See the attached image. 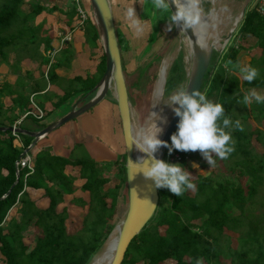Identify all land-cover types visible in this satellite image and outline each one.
<instances>
[{
	"label": "trees",
	"instance_id": "16d2710c",
	"mask_svg": "<svg viewBox=\"0 0 264 264\" xmlns=\"http://www.w3.org/2000/svg\"><path fill=\"white\" fill-rule=\"evenodd\" d=\"M20 5L22 0H5L0 9V30L11 26L16 14L21 12ZM42 10V7L36 6L28 14L36 16ZM118 24L119 21L114 20L115 30ZM238 29L241 33L254 37L257 47L261 50L260 59L258 61L253 59L250 62V66L258 70L257 78L251 83L242 80L236 70L238 51L230 45L226 51L212 54L200 91H206L208 98L222 103L225 113L231 119L246 116L258 122L264 117V104L253 102L246 107L238 101H241L243 95L251 88L264 89V15H259L255 8H248ZM120 32L116 31L119 37H123ZM84 39L90 51L102 50L99 33L91 16H88L85 22ZM117 40L120 50L118 37ZM8 43L9 41L0 40V55L3 54L1 51L3 45ZM120 57L125 72L121 50ZM168 61L167 57L162 61V71ZM57 62L61 63V60ZM104 71L105 58L102 53L95 74L84 80L74 77L72 92L69 94L64 91L62 99L55 106L60 107L72 96L77 98L76 102L81 96L82 103L88 101L93 94L84 100L83 96L94 88ZM138 72L139 77L141 70ZM49 77L52 75L49 74ZM138 77L135 81L126 80L127 88L136 87ZM154 80L152 77L151 86ZM186 81L183 55L179 53L167 72L163 95H169L177 85ZM160 89L161 84L155 93L154 103H157L155 106L160 103ZM149 97L150 89L147 93V98ZM24 102L21 104H25L24 106L15 103V107L25 110L28 97ZM111 103L116 105L113 100ZM12 125V121H9L8 125L0 123L1 127ZM258 131L260 130L250 131L243 128V131L231 132L235 150L227 159L214 157L215 163L224 167V173L234 175V164L231 159L235 157H239L237 162L239 165L243 162L249 163L250 151L254 150L250 137ZM19 137L25 141L24 149L28 148L31 139L21 134ZM13 140L11 133L0 132V264H90L117 227L115 219L119 200L127 201L125 154L120 160L118 157L113 163L98 166L97 163L83 158L69 161L51 155L49 149L44 148L33 155L29 153L33 160L31 174H27L28 171L24 169L17 173L15 163L21 158L23 150L15 146ZM30 151L33 152V148ZM176 153L186 157L189 151L173 150L169 154L166 148L165 158ZM183 163L185 162H181ZM112 164H116L117 173L110 178L104 177V170ZM67 165L79 168V178L85 180L81 190L89 194V201L84 204L87 212L83 217L82 232L72 235L67 232L65 224L67 211L65 209L58 213L56 211L57 206L63 202V196L74 192L75 178L64 173ZM227 166L232 167L230 172ZM112 178L118 182L112 188L106 189L105 186ZM241 179L243 173L239 176V180ZM193 183L195 184L193 197L187 196L186 191L177 197L166 188L158 189L157 209L150 221L129 244L122 264H196L197 260L199 264H223V260L229 264H264V233L261 235L263 238L261 243L248 242L251 227L264 222L261 217L250 218L245 209V204L252 199L246 190L248 182H244L246 184L244 187L229 178L217 182L211 175H200ZM27 188L44 191V196L49 201L47 209L40 210L36 207L28 196ZM233 209L238 211L237 215ZM12 210H15L17 217L11 216L7 220ZM245 220L249 221V224H243ZM244 225H248V228H244ZM30 226L39 230L31 247L24 242L23 236ZM160 228L164 229L163 234L160 233ZM224 231L239 236L237 248L231 247L232 239Z\"/></svg>",
	"mask_w": 264,
	"mask_h": 264
},
{
	"label": "rangeland",
	"instance_id": "374dc122",
	"mask_svg": "<svg viewBox=\"0 0 264 264\" xmlns=\"http://www.w3.org/2000/svg\"><path fill=\"white\" fill-rule=\"evenodd\" d=\"M24 4L20 5V9L23 12L30 11V1L23 0ZM82 1V0H81ZM130 1V2H129ZM36 2V0H35ZM33 1L34 6L36 5ZM116 3H119V24H118V32L122 34L123 37H119L118 33L117 37L120 40V50L122 56V62L125 66V72H123L125 77V82L128 81H135L136 77H138V70H141V74L139 75V79L137 82V86L134 88H127L129 101L131 104V118L134 122V128L137 129L141 127L146 120H148L150 116V109H151V99L154 84L156 83L157 79L160 78V75H163V71L167 64L165 65L163 71L161 70L162 61L167 57L169 60V67L165 72V77L160 82L161 89L159 92V105L155 106L156 109L160 111L162 116L167 115V112L170 107L166 106L165 103H168V97L170 94L174 93L176 90L185 87V83L181 85H177L167 96H164V89L165 86L164 81H166V76L169 68L173 64L174 60L177 58L179 53L183 55V62H184V69L187 73L191 67V58L189 52L187 50L185 43V37L176 30L175 26L169 29L168 22L164 18L169 15L168 12L160 13L154 11L150 5L149 0H116ZM216 4L215 7L211 4L210 0H199V11H200V25L197 28L200 30L201 35H206L207 32L210 30V26L212 23V18L218 15V18L221 20L219 26L215 29V33L220 38L219 43L215 46L216 49H220L223 43V39L226 37L228 30L232 25L233 18L238 14L240 6L242 4V0H215ZM5 3V0H0V9L2 5ZM114 0H112V4ZM32 4V5H33ZM31 5V6H32ZM90 5V4H89ZM115 5V4H114ZM84 10H86L87 15L90 17L91 11L87 10L83 4H81ZM133 7L134 13L136 17L139 19L138 24L140 25L141 30L138 32L133 27V20L135 18H128L126 16V10L128 8ZM218 7V8H217ZM222 7V8H220ZM19 12L16 14L13 23L9 28H5L4 30H0V40L9 41L8 44L3 45V49H1L2 53L6 54L7 52H14L18 55H22L25 53L26 55H30L31 57L39 56V51L44 44V41L37 36L35 33V28L32 26L34 22L32 19L34 16L32 14L25 15L23 12ZM219 11V12H218ZM29 13V12H28ZM225 15V16H224ZM229 16V17H228ZM228 17V18H227ZM31 19V20H30ZM228 19V20H227ZM34 21V19H33ZM224 21V22H223ZM227 21V22H226ZM32 23V24H31ZM225 25V26H224ZM221 28V29H220ZM221 31H220V30ZM236 30L233 32V37L229 41V45L233 44V40L235 39ZM226 50H223V52ZM103 50L97 51L92 59L89 60V66L94 70V66L96 65L97 61L100 59ZM187 61V62H186ZM167 62V63H168ZM126 74V75H125ZM152 77L155 78L154 82H152V86L150 82L152 81ZM99 82V81H98ZM97 82V83H98ZM45 85V83H44ZM150 86V87H149ZM150 89V97L147 98L148 90ZM264 91H259V93L264 94ZM156 93V92H155ZM39 99L40 97H36ZM35 98V99H36ZM74 96L69 97L67 101L62 105V110H57L56 113L51 112L50 114L47 113V116L44 117L42 120L37 121L31 118L30 116L23 121V125L29 124V127H33L34 129L40 130L42 129L47 122L51 119H55L61 117L64 113L67 114L71 108L70 104L74 101ZM107 98V99H106ZM97 107L92 108L89 110L90 113L96 111L99 113L98 118L102 120L103 125L105 126L106 133L103 137L99 138L104 146L105 154L99 156L100 159H105L103 161H111L114 158L117 159V153L119 149V160L124 153V143L122 138V131L120 126V121L117 115V108L116 105L110 104L111 101H114V97L110 94L109 97H106ZM36 99V100H37ZM132 99V103H131ZM61 107V106H60ZM67 112V113H66ZM88 112V113H89ZM110 114V121L108 122L107 114ZM228 115L227 113H225ZM82 116V115H81ZM81 118L80 116L78 117ZM74 119L62 126H71L72 123L76 122L77 119ZM246 116H239V120L243 123V120H246ZM111 124V130L107 128L106 125L109 126ZM69 124V125H67ZM247 124L244 123L243 126ZM60 126L61 128H64ZM59 127V128H60ZM114 132L116 136H113L110 132ZM122 138V139H121ZM256 141V142H255ZM250 143L253 145V149H251V154L249 158V163L243 162L241 165L237 163L239 157H235L231 159L233 162V170L235 171L232 175L228 172L224 173V167L215 163L214 167H210L206 161L202 158L199 151H191L190 156L188 157V161L182 164L191 174H192V182H195L197 176L204 175V176H212L213 179L217 182H222L225 178L231 179L235 183H240L242 186L245 187L244 182H248L246 185V190L249 191V196L252 198L245 204V209L248 212V215L255 218H262L264 221V129L262 131H258L254 133L250 137ZM80 153L82 156H86L83 153V149L79 148ZM77 153V151H76ZM245 161V160H244ZM107 164L110 162H102L100 164ZM195 163L198 165V168H193L192 164ZM99 164V165H100ZM186 165V166H185ZM228 167V166H227ZM101 170H104L100 167ZM232 167H228V171L230 172ZM106 174L113 175L117 173L116 164L109 165ZM209 173V174H208ZM243 173V179L239 180V176ZM208 174V175H207ZM235 177V178H234ZM118 181L113 178L112 182L109 184L107 188H112ZM195 185V184H194ZM186 194L189 197H193L195 194V187L193 190H186ZM86 208L83 210H72L69 214L70 219L66 222L67 232L69 234H76L82 232V218L86 213ZM127 209V201L126 200H119L117 212L115 219V226L117 225L114 231H118L119 223L122 222L125 212ZM235 215L238 214V211L233 209ZM12 214V215H11ZM15 213L12 212L7 216V220L14 216ZM243 224H249V221L245 220ZM244 228H248V225H244ZM249 235L248 242H262L261 235L264 233V222L258 224L257 226H252ZM160 233L163 234L164 229H159ZM115 232V233H116ZM114 233V234H115ZM226 235H228L231 240V247L237 248L238 238L235 233L224 231ZM39 234V230L34 227H29L24 233V242L32 246L36 236ZM114 234L108 238L106 243L100 248L98 254L99 256L103 252L108 253L112 238H114ZM114 235V236H112ZM256 238V240H254ZM108 248V249H107ZM104 249V251H103ZM103 251V252H102ZM103 253V254H104ZM95 257V259H96ZM94 259V260H95ZM94 260L90 263L92 264ZM223 264H229L228 261H222ZM169 263V262H168Z\"/></svg>",
	"mask_w": 264,
	"mask_h": 264
},
{
	"label": "crops",
	"instance_id": "0c3cea01",
	"mask_svg": "<svg viewBox=\"0 0 264 264\" xmlns=\"http://www.w3.org/2000/svg\"><path fill=\"white\" fill-rule=\"evenodd\" d=\"M28 1H30L29 5L31 9L36 6H40L43 9L39 15L34 16V21L32 19L34 25L31 24L34 26L37 36L44 41V44L38 53V57H31L25 53L20 56L14 52H7L6 54L3 53L0 55V90H2L0 91V106L2 108L0 110V123L8 125L9 121H12V126L16 125L17 128L23 129L27 132L36 133L49 126L51 123L61 119L66 114L64 113L61 117L49 120V122H47V124L40 130L34 129L33 127H29V124L23 125V121L29 117L23 119L24 113L27 112L26 110L30 109V101L44 112V117L47 116V113H56L58 109L62 110V105L61 107L55 105L62 99L64 91L69 94L72 92V88L74 87L72 79L74 77H79L84 80L86 77H92L96 72V66L99 60L93 70L89 66V60L94 57L98 50L90 51L85 43V24L83 26L78 25L75 5L71 0ZM33 1L36 4L35 6ZM109 1L113 19L117 22V20L119 21V3H116V0H114L113 4L112 0ZM81 2L87 10H90L89 0H82ZM132 2H135V0H132ZM257 3L258 0H250L247 9L255 8ZM23 4L24 1L22 0V5ZM28 12L23 13L29 16L30 14H28ZM236 31L235 39L233 40L234 42L231 45L238 51L236 68L238 65L242 64L250 65V62L253 59L258 61L262 53L260 48L257 47L256 39L251 35L241 33L239 29ZM49 52H54L52 59L48 55ZM67 56L69 57V61ZM58 60H61V63L57 62ZM49 74L52 75L51 78L49 77ZM238 75L240 76L239 72ZM251 89H255L257 92L264 91V89L256 87ZM1 92L3 93L1 94ZM38 96L40 97L39 99L36 98ZM26 97H28V105L25 110H20L18 107H15V103L21 105L24 100L26 101ZM72 99H74V101L70 104L71 110L75 105L81 106L83 104L80 99L77 103L76 97ZM66 101L67 100L64 102ZM110 104L114 105L113 103ZM24 105L25 104L21 106ZM88 112L89 111L82 114V116L80 115V119L77 117V121L72 123L71 126L57 128L37 142H34L33 138L30 136L24 135L31 139L29 146L32 145L31 148H33V152L29 151V153L33 155L44 148H48L51 155L59 156L69 161L83 158L97 163L98 166L103 165V163L100 164L101 161L110 163L115 162L117 160L116 158L111 161H103L105 157L103 159L99 158L100 155L105 154L104 146L106 147V145L102 144L101 141H99V138L105 135L106 129L102 120H99L98 118V112ZM107 116L109 122L112 117L109 113ZM244 123L247 124L246 126H243L246 130L254 131L259 129L262 131L264 129V117L258 122H255L252 117H249L246 120H243L242 125ZM106 126L108 129L111 128L110 123L109 126ZM110 133L112 134L114 132L111 131ZM112 135L116 136L115 133ZM20 140L24 146L25 141H23L22 138H20ZM79 148L84 150L83 153L86 156H82ZM116 153L118 158L120 153L119 149ZM190 153L191 151H189L187 158L190 156ZM64 173L75 178L73 183L74 192L70 195H64L63 202L59 204L56 209L57 213L61 212L63 209L67 211V222L70 219L69 214L72 210H83V208H86L85 210L87 212V207L84 204L88 203L89 194L81 190L85 180L79 178L78 167L67 165L64 168ZM103 176L110 178L113 175L104 172ZM111 182L112 180L105 186L106 189L107 186L111 187L109 186ZM26 191L30 200L34 202L38 209H47L49 201L44 196L43 190L27 188ZM79 201H82L83 203L80 204ZM13 211L15 213V210ZM12 217H17L16 213Z\"/></svg>",
	"mask_w": 264,
	"mask_h": 264
},
{
	"label": "clouds",
	"instance_id": "9594fccd",
	"mask_svg": "<svg viewBox=\"0 0 264 264\" xmlns=\"http://www.w3.org/2000/svg\"><path fill=\"white\" fill-rule=\"evenodd\" d=\"M149 2L154 11L169 13L164 18L168 22L169 29L177 24H180L182 29H193L200 25L197 0H172L175 6L174 12L170 8L169 0H149ZM125 14L130 19L135 18L132 27L139 32L141 30L137 23L139 19L133 7L128 8ZM236 70L242 80L248 83L258 76V70L248 64L238 65ZM168 100L165 105L170 107L173 114L179 118L176 130L169 137L170 143L159 138L163 131L160 125L167 122L166 117L150 109V119L137 130L134 137H129L126 146H131L145 154L136 162H131L136 168L133 176L139 173L145 179H150L155 188H166L180 197L186 190L194 189L192 174L179 162H167L164 158L163 160L157 158L155 153L159 148L161 146L167 148L169 154L173 150L199 151L206 163L214 167V157L227 159L235 150L231 132L243 131V125L239 119L233 120L226 115L224 105L208 98L206 91L192 90L189 93L187 88H180L170 94ZM253 102L264 104V94L251 89L243 95L241 101H238L246 107ZM156 104L153 103L152 107ZM192 167L198 168V165L193 163ZM196 264H199V260Z\"/></svg>",
	"mask_w": 264,
	"mask_h": 264
},
{
	"label": "water",
	"instance_id": "95a60500",
	"mask_svg": "<svg viewBox=\"0 0 264 264\" xmlns=\"http://www.w3.org/2000/svg\"><path fill=\"white\" fill-rule=\"evenodd\" d=\"M250 0H243L239 12L236 15L220 49H216L214 44L204 46L200 43L195 29H182L180 24L175 25V28L180 32L189 43V55L191 58L190 70L186 73L187 81L184 88L188 92L192 90H200L204 76L210 64L213 53H221L229 47V41L233 37V32L238 29L244 15L247 11ZM90 11L92 19L99 33L100 43L105 58V71L99 82L94 88L83 97V100L93 94V96L83 103L81 106H74L72 110L63 116L61 119L51 123L49 126L40 132H27L20 128L0 127V132L16 133L27 135L33 138L34 142L45 137L47 134L53 132L60 126L76 119L80 115L91 110L102 102L108 94L114 97L117 106L122 138L124 143L125 153V175L127 188V209L124 218L120 225L119 235L115 247L114 255L109 264H122L127 248L133 238L138 235L146 224L153 217L159 202L158 188H155L150 179H145L141 174L134 175L136 168L131 162H136L134 150L131 146H126L131 134V104L127 92L125 77L123 74L120 50L112 16L111 6L109 0H89ZM170 8L174 12L175 6L172 0H169ZM78 103V102H77ZM173 113L171 114L165 129L160 137L164 141H168L170 135L176 130L178 121ZM31 146H28L22 154L29 153ZM166 148L161 146L155 153L159 159L164 158ZM16 181L18 175H16ZM16 183V182H15ZM13 187V186H12ZM11 187V188H12ZM10 190L8 191V193Z\"/></svg>",
	"mask_w": 264,
	"mask_h": 264
},
{
	"label": "bare ground",
	"instance_id": "6f19581e",
	"mask_svg": "<svg viewBox=\"0 0 264 264\" xmlns=\"http://www.w3.org/2000/svg\"><path fill=\"white\" fill-rule=\"evenodd\" d=\"M211 1V4L215 7V4H216V2H215V0H210ZM199 2V0H197V3ZM216 8V7H215ZM218 8V7H217ZM220 8H222V7H220ZM219 12V11H218ZM216 14V17H213L212 18V23H211V26H210V31L209 32H207V34L206 35H201V33H200V30L197 28V27H195L194 29H195V31H196V34H197V36H198V39H199V41H200V43L202 44V45H204V46H208L209 44H214L215 46L219 43V40H220V38L218 37V35L215 33V29L219 26V24L221 23V20L218 18V15H217V13H215ZM225 16V15H224ZM229 17V16H228ZM227 17V18H228ZM235 18H236V16L233 18V21L232 22H234V20H235ZM228 20V19H227ZM224 22V21H223ZM227 22V21H226ZM222 24V23H221ZM225 26V25H224ZM221 29V28H220ZM219 29V30H220ZM221 31V30H220ZM185 45H186V47H187V50H188V52H189V43H188V41L185 39V43H184ZM187 62V61H186ZM168 67H169V62L167 63V66L165 67V69H164V71H163V75H161L160 76V78L158 79V81L154 84V88H153V93H152V99H151V107H152V105H153V103H154V99H155V92H156V90H157V88H158V86H159V84H160V82L163 80V78L165 77V72H166V70L168 69ZM151 111H155V112H159L160 113V111L158 110V109H156L155 108V106L154 107H152L151 108ZM173 112H172V110L171 109H169V111L167 112V115H165L164 117H166V121L168 122V120H169V118H170V116H171V114H172ZM148 119H150V116H149V118ZM148 120H146L145 122H144V124L147 122ZM167 122L165 123V124H162V125H160L162 128H163V130L165 129V127H166V125H167ZM159 123V122H158ZM143 124V125H144ZM142 125V126H143ZM140 128V127H139ZM139 128H137V129H135L134 128V122H133V120H132V118H131V134H132V137H134L135 136V134H136V132H137V130L139 129ZM162 133H163V131H162ZM162 133L160 134V136H159V138L161 137V135H162ZM133 150H134V156H135V158L136 159H138L139 157H141V156H144L145 154H143V153H140L139 151H137V150H135L134 148H133ZM120 225H121V222L119 223V226H118V231L116 232V231H114V233L116 234H114V235H112V236H114V238H112V241H111V243H110V245L108 246V248H110V250H109V252L108 253H104L103 251H104V249H103V253L101 254V255H99V256H97L96 257V259L94 260V262L92 263V264H109L110 263V261H111V259H112V257H113V255H114V252H115V247H116V243H117V239H118V235H119V230H120ZM107 240V239H106ZM105 240V241H106ZM105 243V242H104ZM104 243H103V245H104ZM102 245V246H103ZM102 248V247H101ZM107 248V249H108ZM99 252V251H98Z\"/></svg>",
	"mask_w": 264,
	"mask_h": 264
},
{
	"label": "built area",
	"instance_id": "2783aa9c",
	"mask_svg": "<svg viewBox=\"0 0 264 264\" xmlns=\"http://www.w3.org/2000/svg\"><path fill=\"white\" fill-rule=\"evenodd\" d=\"M73 2V4L75 5V9H76V16H77V23L79 26H83L87 20V12L83 9V7L81 6V0H71ZM255 11L263 16L264 15V0H258V3L255 7ZM48 55L51 57V59L53 58L54 52L52 53H48ZM32 117L35 120H42L45 116L44 112L42 110H40L32 101H30V109L24 114L23 119L26 117ZM13 128H17L16 125L12 126ZM12 137H13V142L14 145L21 148L23 151L24 146L22 145V142L20 140L19 134H16L14 132L11 133ZM165 158V157H164ZM187 156L186 157H182L179 154H173L169 157H166L164 160H166L167 162H185L187 161ZM16 169H17V173L18 171L21 170H27V174H31L33 172V160H32V156L29 153H26L25 155H23L19 161H17L15 163Z\"/></svg>",
	"mask_w": 264,
	"mask_h": 264
}]
</instances>
